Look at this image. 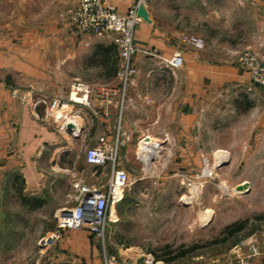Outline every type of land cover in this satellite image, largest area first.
<instances>
[{
	"label": "crops",
	"instance_id": "obj_1",
	"mask_svg": "<svg viewBox=\"0 0 264 264\" xmlns=\"http://www.w3.org/2000/svg\"><path fill=\"white\" fill-rule=\"evenodd\" d=\"M76 2L28 0L27 32L16 37L0 36V188L14 190L17 179L27 196L36 197L42 203L33 209L27 207L29 213L46 207L54 209L53 224L43 231L44 234L56 229L58 209L76 205L71 197L73 184L82 181L95 185L99 179L100 175H94L97 169L86 163V149L97 145L101 137L109 144L114 143L120 118L118 47L110 37L80 33L59 15V11L73 7ZM135 2L106 0L120 13H126ZM225 6L232 12L230 25L235 33L228 41L236 45L244 37H253V43L256 41L263 47L264 0H251L244 5L236 0H152L149 3L148 20L142 19L136 29L137 47L154 49L165 57L182 50L184 67L172 73L160 68L155 57L144 56L142 51L136 54L140 58L135 56L134 60L136 79L128 92L121 121L123 129H129L133 139L143 132L137 129L149 116L153 123L159 125L161 122L162 131L157 136L166 138V142L190 143L194 128L198 130L200 142L206 141L209 128L217 132L220 121L213 122L211 115L212 120L207 116L205 99L208 93L214 91V85H221L225 80L248 83L247 76L224 65L221 59L207 58L209 49L203 53L185 47L180 33L188 30L211 32L217 38L225 28L217 12ZM165 11L171 15L173 26L161 23L159 16ZM259 33L261 37L257 36ZM204 40L208 41L207 36ZM262 52L264 55V47ZM75 79L96 86L89 98L91 109L75 106L82 112L83 127L77 137L47 120L45 106L34 107V99L40 95L47 97L51 106L70 105V86ZM176 84H180L178 89ZM169 95L177 98L167 101ZM246 96L249 98L248 94H242L246 100L242 109L240 102H236L237 114L254 107ZM77 143L85 149L83 154L74 151ZM125 150V146L122 147L120 160ZM126 166L130 184L111 209L105 240L101 241L85 229L65 230L53 250L51 264H205L202 257L194 259L190 254L165 262L157 252L163 246L152 249L144 243L156 234L165 233L168 226L175 223L176 218L169 213L180 192L181 180L174 177L180 172L165 174L164 178H161V171L150 173L159 178L151 181L147 173ZM102 170L107 172L102 174L105 187L109 170L98 172ZM146 196L155 198L148 202L154 214L143 211ZM240 253L237 252V259L243 255ZM222 259L216 253L209 264H224ZM252 264H264V247Z\"/></svg>",
	"mask_w": 264,
	"mask_h": 264
},
{
	"label": "rangeland",
	"instance_id": "obj_2",
	"mask_svg": "<svg viewBox=\"0 0 264 264\" xmlns=\"http://www.w3.org/2000/svg\"><path fill=\"white\" fill-rule=\"evenodd\" d=\"M27 1L0 0V36L16 37L27 32V16L30 9ZM151 1L148 0L147 5L144 6L145 9ZM78 4L79 0L73 7L59 11V15L64 16L73 26L75 25L69 20L68 13L76 9ZM161 13H163L159 16L161 23L165 26L167 23L173 26L170 24L171 15L166 11ZM231 13L226 6L217 12L225 23L224 30L218 33L217 38L213 37L211 32L188 30L180 33L182 44L191 49L194 48L183 42L185 36L203 40L207 36L208 41L204 40V48L200 51L204 53L209 49L206 54L207 58L221 59L224 65L234 67L240 74L247 76L248 83L225 80L221 85H214L215 92L208 93L205 99L209 112L207 116L208 120H212L211 115L213 122L216 119L220 121L217 132L216 129L209 128L206 141L200 142L198 130L194 128L190 143L183 144L173 140L165 142L158 155H149L150 160L146 163L144 158L137 159L139 142L144 135H149L159 141L166 140L164 137L158 138L157 136L162 131L161 122L159 126L151 121V116L144 119L142 126L137 129L143 132H139V136L134 139L130 130L124 128L131 137L120 160L123 168L127 169L126 165H128L148 175L161 171L163 173L161 178L168 173L178 174L180 172L178 176H174L181 180L180 192L177 193L172 212L169 213L176 218V221L168 226L165 233L156 234L153 239L144 240V243L152 249L166 244L178 246L200 243L203 245L217 237L225 226L247 219L250 220L247 231L255 229L256 232L243 237L241 241L256 235V242L261 252L264 247V86L251 77L254 67L264 68L262 52L264 46L262 47L260 43L256 44V41L253 43V37H244L245 40L232 45L228 41L232 35H235L230 25ZM259 35L260 33L257 36ZM209 40L212 42L210 43ZM139 51H143L144 56L153 57L152 54L146 53H153L154 49L138 47L137 53ZM139 56L142 55L139 54ZM246 57L253 58L256 64L244 62L243 58ZM183 67L184 65L177 71ZM176 86L178 89L180 84ZM93 87L96 89V86ZM244 93L248 94L249 98L246 97L254 104V107L246 113L237 114L239 108L236 102H240V109L246 106V100L242 98ZM169 98L172 100L177 96L169 95L167 101ZM133 114L137 113L133 112ZM173 130L175 129L172 128ZM84 150L80 144H75L74 151L83 154ZM106 173V170L98 172L100 177L95 182L96 186L105 185L106 181L102 176ZM157 177L147 176L151 181H158ZM182 179L185 180L182 182ZM244 184H248L249 189L245 192L238 191L237 187ZM23 194L27 195V191L23 190ZM148 196L143 198L146 200L143 211L154 214L148 202L154 201L152 199L155 198ZM53 211L54 209L46 207L35 213H29L14 190L0 188V264H51L54 262L53 250L56 246L43 247L41 241L47 236L43 231L53 224ZM206 216H209V221L204 222L203 218ZM259 217H262V220H257ZM235 246L228 249L226 245L202 249L197 251L193 258L200 256L204 259L203 263L209 264L214 259V255L218 253L223 258L221 262L233 264L239 256L237 252H241V255L247 253V248L235 251Z\"/></svg>",
	"mask_w": 264,
	"mask_h": 264
},
{
	"label": "built area",
	"instance_id": "obj_3",
	"mask_svg": "<svg viewBox=\"0 0 264 264\" xmlns=\"http://www.w3.org/2000/svg\"><path fill=\"white\" fill-rule=\"evenodd\" d=\"M236 1L244 5L251 0ZM147 2L148 0H137L126 13H120L108 5L106 0H79L76 9L68 13L69 20L81 33L96 37H111L117 45L121 59L118 78L121 85L122 102L119 107L120 118L114 143L109 144L105 137H101L97 145L86 149V163L97 169L94 172L95 176L98 175L100 169L109 170L108 183L105 187H100L82 181L75 182L71 197L76 201V205L63 207L56 211V229L43 237L41 240L43 247L56 246L62 238V233L65 230L73 229H85L104 241L111 220V209L123 197L125 189L130 184L128 171L120 165L121 148L126 146L130 140V134L123 129L121 121L128 91L134 85L137 74L133 66V57L138 51L135 42L136 29L142 22L138 11L141 6H146ZM183 42L197 50L204 48V40L200 38L185 36ZM146 54H152L153 57L157 58L160 68L172 73L183 65V52L181 50H177L171 57L162 56L156 50ZM243 59L244 62L255 63L253 58L246 57ZM251 77L264 86V68L261 66L254 67ZM93 89L94 87L90 84L75 79L70 86L71 93L68 100L70 105L51 106L47 97L40 95L34 99V107L45 106L47 120L53 121L61 131L70 130L72 135L77 137L81 134L83 127L80 121L82 112L77 110L75 106L82 105L91 109L89 98L94 91ZM69 125H72L71 129L68 128ZM166 140L159 141L149 135H144L139 142L137 159L144 158L141 152L145 144L150 142L161 151ZM255 236L253 235L235 246V251L240 248H247V253L240 256L233 264H252L253 260L260 256L261 251Z\"/></svg>",
	"mask_w": 264,
	"mask_h": 264
},
{
	"label": "trees",
	"instance_id": "obj_4",
	"mask_svg": "<svg viewBox=\"0 0 264 264\" xmlns=\"http://www.w3.org/2000/svg\"><path fill=\"white\" fill-rule=\"evenodd\" d=\"M14 186V191L20 199V202L25 207H30L31 209L35 207L41 206L40 199L36 197H29L23 194V186L22 183L18 182L16 179ZM262 217H259L257 220H262ZM250 220L236 221L232 224L225 226L219 233V235L210 241H207L201 245L200 243H193L190 245H165L157 250L160 252V257L164 259V261H172L175 259L183 258L184 256L191 255L192 257L197 254V251L217 247V246H225L226 249L229 247H233L237 245L243 237L249 236L252 233L256 232L255 229L249 230ZM246 232V233H245Z\"/></svg>",
	"mask_w": 264,
	"mask_h": 264
},
{
	"label": "bare ground",
	"instance_id": "obj_5",
	"mask_svg": "<svg viewBox=\"0 0 264 264\" xmlns=\"http://www.w3.org/2000/svg\"><path fill=\"white\" fill-rule=\"evenodd\" d=\"M160 152V150H158V147H156V146H154L152 143H147V144H145V146L143 147V149H142V155H143V157H144V161L146 162H148L150 159H148L149 158V155H151V156H155V155H158V153ZM146 162V163H147ZM243 187H245V184H244V186ZM246 189H242L241 191L243 192V191H245ZM240 191V192H241ZM209 211V210H208ZM203 221L204 222H206V221H209V216H206L205 218H203Z\"/></svg>",
	"mask_w": 264,
	"mask_h": 264
},
{
	"label": "water",
	"instance_id": "obj_6",
	"mask_svg": "<svg viewBox=\"0 0 264 264\" xmlns=\"http://www.w3.org/2000/svg\"><path fill=\"white\" fill-rule=\"evenodd\" d=\"M138 15H139L142 19H144V20H148V13H147V11H146V9H145L144 6H141V7L139 8ZM68 128L71 129V128H72V125H69ZM243 186H244V185H240V186H238V187H237L238 191H241L242 189H246V191H247V190L249 189L248 184H245V187H243ZM244 192H245V191H244Z\"/></svg>",
	"mask_w": 264,
	"mask_h": 264
}]
</instances>
